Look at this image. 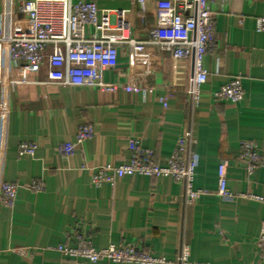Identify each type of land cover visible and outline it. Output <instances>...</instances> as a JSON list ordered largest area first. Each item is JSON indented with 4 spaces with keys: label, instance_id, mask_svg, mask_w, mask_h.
I'll return each instance as SVG.
<instances>
[{
    "label": "crops",
    "instance_id": "obj_1",
    "mask_svg": "<svg viewBox=\"0 0 264 264\" xmlns=\"http://www.w3.org/2000/svg\"><path fill=\"white\" fill-rule=\"evenodd\" d=\"M14 1L18 8L23 0ZM94 1L101 9L128 10L137 40L147 39L157 25L158 0ZM210 6L215 22L204 62L209 75L194 110L188 94L192 60L177 63L157 47H121L117 68L104 71L106 82L120 72H141L154 88L147 95L37 84L47 81L46 64L14 66L5 56L6 77L26 83L0 85V184L14 183L18 191L12 207L0 202V264H93L57 251L59 245L74 246L77 232L96 249L130 243L174 261L186 246L193 264H264V32L256 25L264 0ZM4 10L0 0V17ZM237 76L243 100L217 99ZM87 126L93 135L78 142ZM189 129L196 139L193 186L202 191L195 202L186 201L183 183L171 177L133 175L114 185L94 184L99 167L129 162L130 139L165 164ZM246 141L261 153L251 173L240 158ZM24 142L36 145L34 155L20 154ZM67 144L75 147L69 156L61 152ZM222 164L231 198L217 192ZM37 183L39 190L33 188Z\"/></svg>",
    "mask_w": 264,
    "mask_h": 264
},
{
    "label": "built area",
    "instance_id": "obj_2",
    "mask_svg": "<svg viewBox=\"0 0 264 264\" xmlns=\"http://www.w3.org/2000/svg\"><path fill=\"white\" fill-rule=\"evenodd\" d=\"M225 5L232 0H158L157 25L145 40L132 37L131 25L126 9H101L94 0H23L15 8L14 0H4L5 10L0 17V85L6 84L15 89L26 83L8 79L4 72L5 56L8 55L14 66H48L46 82L63 87H90L122 90L133 94L147 95L154 91L143 79L141 72L117 73L113 82L104 80L106 69H116L121 47L134 48L143 52L145 46L157 47L168 53L175 62L192 60L193 77L188 88L191 106L194 110L199 103L200 88L207 82L208 71L205 57L214 42L215 13L211 2ZM143 5L144 0H139ZM23 18H19V14ZM257 30L264 32V16L256 21ZM221 101L239 103L244 98L240 77H232L216 95ZM93 135L92 127L79 131L78 142ZM196 139L191 129L177 141L173 155L165 164L154 160L153 152L146 150L138 139H130L131 159L121 166L111 164L99 167L93 173L96 186L114 185L116 180L127 176L171 177L183 183L186 201L190 204L202 193L195 190L194 146ZM36 145L21 143V155H34ZM74 145L67 144L61 152L71 155ZM240 158L248 163L249 173L261 163L258 145L243 142ZM35 189L41 185L34 184ZM17 185L0 184V202L12 207L17 197ZM218 195L231 198L227 186V167L220 165L218 170ZM259 246L263 250L264 261V221L261 226ZM57 251L70 258H79L90 263L111 262L119 264H193L189 260L186 246L181 248L174 261L156 257L140 250L135 245L123 243L96 249L84 233L75 234L74 246L59 245ZM206 264V263H196Z\"/></svg>",
    "mask_w": 264,
    "mask_h": 264
}]
</instances>
